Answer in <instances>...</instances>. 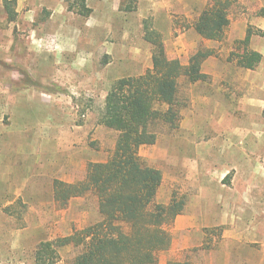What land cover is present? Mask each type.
I'll return each mask as SVG.
<instances>
[{"label":"rangeland","instance_id":"1","mask_svg":"<svg viewBox=\"0 0 264 264\" xmlns=\"http://www.w3.org/2000/svg\"><path fill=\"white\" fill-rule=\"evenodd\" d=\"M86 2L89 16L80 0H16L13 17L0 0V264H36L47 240L56 264L83 251L65 240L103 218L81 184L116 149L106 95L153 66L151 30L184 66L210 53L204 79L179 77V124L157 122L139 149L163 175L155 208L185 201L158 263L264 264V0H235L219 39L195 28L212 0ZM245 50L263 54L254 69L237 62Z\"/></svg>","mask_w":264,"mask_h":264},{"label":"trees","instance_id":"2","mask_svg":"<svg viewBox=\"0 0 264 264\" xmlns=\"http://www.w3.org/2000/svg\"><path fill=\"white\" fill-rule=\"evenodd\" d=\"M234 1L212 0L199 16L196 30L206 38H221ZM15 4L16 0H4L5 9L13 17L17 14ZM77 11L89 16L92 8L86 0H80ZM251 32L241 43L249 44ZM259 33L264 35L263 30ZM145 37L154 45L153 66L139 76L118 79L106 95L101 122L119 132L116 149L107 161L89 164L87 182L81 184L82 191L91 189L98 195L103 218L65 240L83 246L73 264H159V252L172 242L169 226L185 208L183 199L155 208L163 175L142 160L139 149L156 142L153 125L157 122L179 124V77L204 79L201 66L210 53L199 50L184 66L168 56L158 32L147 31ZM262 59L263 54L257 50H245L237 56L238 64L249 69L257 67ZM59 260L54 241L38 245L36 264H56Z\"/></svg>","mask_w":264,"mask_h":264}]
</instances>
